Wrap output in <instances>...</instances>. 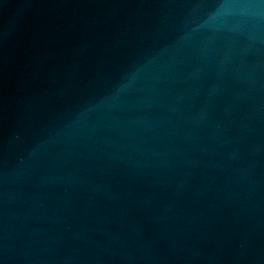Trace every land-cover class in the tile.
Listing matches in <instances>:
<instances>
[{
	"label": "water",
	"instance_id": "water-1",
	"mask_svg": "<svg viewBox=\"0 0 264 264\" xmlns=\"http://www.w3.org/2000/svg\"><path fill=\"white\" fill-rule=\"evenodd\" d=\"M0 264H264V0H0Z\"/></svg>",
	"mask_w": 264,
	"mask_h": 264
}]
</instances>
